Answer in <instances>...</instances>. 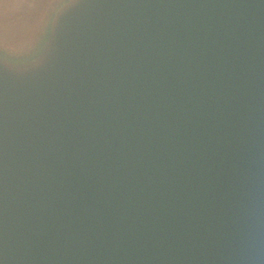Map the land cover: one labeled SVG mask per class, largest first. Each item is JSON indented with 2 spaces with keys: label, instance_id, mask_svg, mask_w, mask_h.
I'll return each mask as SVG.
<instances>
[{
  "label": "water",
  "instance_id": "water-1",
  "mask_svg": "<svg viewBox=\"0 0 264 264\" xmlns=\"http://www.w3.org/2000/svg\"><path fill=\"white\" fill-rule=\"evenodd\" d=\"M53 9L0 58V264H264V0Z\"/></svg>",
  "mask_w": 264,
  "mask_h": 264
},
{
  "label": "rangeland",
  "instance_id": "rangeland-1",
  "mask_svg": "<svg viewBox=\"0 0 264 264\" xmlns=\"http://www.w3.org/2000/svg\"><path fill=\"white\" fill-rule=\"evenodd\" d=\"M67 1L0 0V58L19 63L33 59L48 34V13Z\"/></svg>",
  "mask_w": 264,
  "mask_h": 264
}]
</instances>
